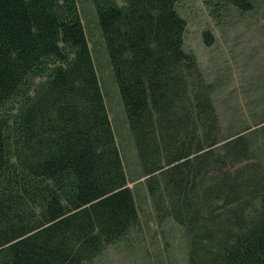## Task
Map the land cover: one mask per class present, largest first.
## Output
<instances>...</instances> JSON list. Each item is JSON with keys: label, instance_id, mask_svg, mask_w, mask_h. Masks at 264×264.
<instances>
[{"label": "trees", "instance_id": "1", "mask_svg": "<svg viewBox=\"0 0 264 264\" xmlns=\"http://www.w3.org/2000/svg\"><path fill=\"white\" fill-rule=\"evenodd\" d=\"M178 1L91 0L139 177L188 264H264V141L219 137ZM130 181L78 1L0 0V264H95L140 226Z\"/></svg>", "mask_w": 264, "mask_h": 264}, {"label": "rangeland", "instance_id": "2", "mask_svg": "<svg viewBox=\"0 0 264 264\" xmlns=\"http://www.w3.org/2000/svg\"><path fill=\"white\" fill-rule=\"evenodd\" d=\"M77 1L125 168L129 180H134L128 185L134 191L140 217V226L126 240L108 246L95 264H188L182 228L171 218H157L145 178L139 177L136 151L100 38L95 8L91 0ZM176 10L186 21L184 47L196 56L205 79L213 84L219 137L225 140L245 134L255 142V149L260 147L264 141V0H255L249 12L229 9L218 21L210 16L203 0H179ZM206 30L212 36L210 45L204 41ZM255 151L248 162L264 167L263 152Z\"/></svg>", "mask_w": 264, "mask_h": 264}]
</instances>
